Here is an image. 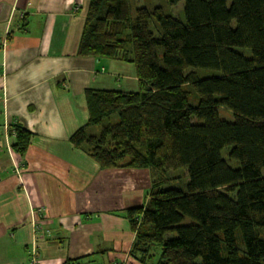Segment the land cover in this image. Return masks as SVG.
I'll use <instances>...</instances> for the list:
<instances>
[{"label":"trees","instance_id":"1","mask_svg":"<svg viewBox=\"0 0 264 264\" xmlns=\"http://www.w3.org/2000/svg\"><path fill=\"white\" fill-rule=\"evenodd\" d=\"M181 1L184 19L89 0L78 55L133 64L139 89L87 90L70 141L103 169L150 171L151 201L126 210L132 264H264V0ZM13 133L24 156L32 135Z\"/></svg>","mask_w":264,"mask_h":264},{"label":"crops","instance_id":"2","mask_svg":"<svg viewBox=\"0 0 264 264\" xmlns=\"http://www.w3.org/2000/svg\"><path fill=\"white\" fill-rule=\"evenodd\" d=\"M88 7L0 0V264H27L35 244L39 264H132L126 210L145 203L148 169H103L70 141L89 123L87 90L139 89L133 64L78 55ZM15 126L32 135L24 156L12 149Z\"/></svg>","mask_w":264,"mask_h":264},{"label":"rangeland","instance_id":"3","mask_svg":"<svg viewBox=\"0 0 264 264\" xmlns=\"http://www.w3.org/2000/svg\"><path fill=\"white\" fill-rule=\"evenodd\" d=\"M130 4H131L133 14L140 7H146L150 10H154L156 7H161L163 12L166 15H169V16H172L175 18L184 19V9H185V2L184 1H181L176 5H171V4H169L168 0H130ZM151 27H152V30L154 31V33L159 34V25L155 19L152 20ZM245 55L247 57H249L250 53L248 51H246ZM196 72L198 74V77L202 78V79L218 76L220 74V72H218V71L207 70V69H197ZM0 83H1V81H0ZM219 113H220V117H222L223 119L228 120V121L233 120V114L227 108H225V107L219 108ZM100 132H101V129L99 127H92L89 130V133L91 135H98V134H100ZM148 173H149L148 178L150 179V188H151V175H150L149 170H148ZM263 175H264V169H263ZM171 176L173 177L172 173H171ZM182 176H184V174ZM149 192H150V190H149ZM150 201H151V197L148 194V197H147V199H146V201L142 207H145L147 205V203H149ZM141 216H143L142 221L146 222L147 218L145 217V215L141 214ZM141 223L142 222H139V225Z\"/></svg>","mask_w":264,"mask_h":264},{"label":"built area","instance_id":"4","mask_svg":"<svg viewBox=\"0 0 264 264\" xmlns=\"http://www.w3.org/2000/svg\"><path fill=\"white\" fill-rule=\"evenodd\" d=\"M0 47L1 50L3 51V53L5 52L6 48H7V40L4 39L3 41H1L0 43ZM6 62L3 59L2 62L0 63V81L2 83L3 86V100L6 102L7 98H6V78H7V72H6ZM15 171L18 174L19 177H21L22 172H23V166L20 164H15ZM42 210H37L34 212V216L37 217L36 219H41V215H42ZM143 216H140L138 219V222H142V218ZM139 224V223H138ZM39 253H38V247L35 245H33L32 247H30L29 249V253L27 256V264H39Z\"/></svg>","mask_w":264,"mask_h":264}]
</instances>
